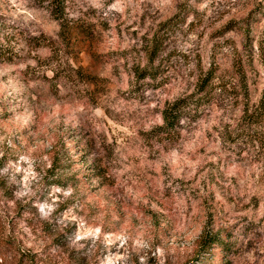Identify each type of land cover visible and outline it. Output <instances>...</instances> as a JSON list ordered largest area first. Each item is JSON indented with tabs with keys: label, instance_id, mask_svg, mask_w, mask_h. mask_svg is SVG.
Segmentation results:
<instances>
[{
	"label": "rangeland",
	"instance_id": "1",
	"mask_svg": "<svg viewBox=\"0 0 264 264\" xmlns=\"http://www.w3.org/2000/svg\"><path fill=\"white\" fill-rule=\"evenodd\" d=\"M48 1L0 0V264H264V0Z\"/></svg>",
	"mask_w": 264,
	"mask_h": 264
},
{
	"label": "trees",
	"instance_id": "2",
	"mask_svg": "<svg viewBox=\"0 0 264 264\" xmlns=\"http://www.w3.org/2000/svg\"><path fill=\"white\" fill-rule=\"evenodd\" d=\"M49 9L51 10L52 16L58 20L60 23V29L63 34H66V28L63 24L64 20V0H49ZM146 75V74H145ZM144 75H141L143 77ZM207 80H204L202 87L200 88L203 90L204 86H206ZM264 94V93H263ZM192 96L189 95L188 97H182L179 99L174 100L172 103L167 105L163 110H162V120H163V125L160 126V129L163 130L164 132L170 133L172 130L176 127V125L179 122L180 116L182 115L185 107H189L190 105L195 106L197 103H193L192 99H190ZM264 99L261 98V100ZM246 119L248 121V124L254 122V118L252 117V114H247ZM199 244L201 248H205L208 245H211L213 242L211 236L208 234H202L201 237L199 238Z\"/></svg>",
	"mask_w": 264,
	"mask_h": 264
}]
</instances>
